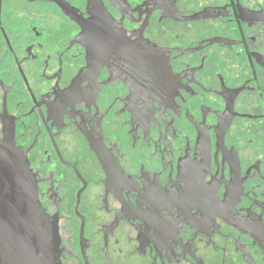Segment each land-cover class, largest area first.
Listing matches in <instances>:
<instances>
[{"label": "flooded vegetation", "instance_id": "obj_1", "mask_svg": "<svg viewBox=\"0 0 264 264\" xmlns=\"http://www.w3.org/2000/svg\"><path fill=\"white\" fill-rule=\"evenodd\" d=\"M55 264H264V0H0V140Z\"/></svg>", "mask_w": 264, "mask_h": 264}, {"label": "water", "instance_id": "obj_2", "mask_svg": "<svg viewBox=\"0 0 264 264\" xmlns=\"http://www.w3.org/2000/svg\"><path fill=\"white\" fill-rule=\"evenodd\" d=\"M56 232L12 136L0 140V264H55Z\"/></svg>", "mask_w": 264, "mask_h": 264}]
</instances>
